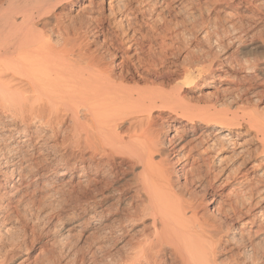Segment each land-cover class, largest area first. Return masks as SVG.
I'll return each mask as SVG.
<instances>
[{"label":"bare ground","instance_id":"obj_1","mask_svg":"<svg viewBox=\"0 0 264 264\" xmlns=\"http://www.w3.org/2000/svg\"><path fill=\"white\" fill-rule=\"evenodd\" d=\"M175 1L182 18L174 22L157 14L171 6L165 0H0V197H12L0 208V264H25L26 243L37 240L22 223L36 190L50 201L68 193L73 213L82 214L72 228L111 240L96 245L107 250L101 262L90 251L91 262L82 254L67 260L72 264H241L243 256L261 262L257 245L248 244L253 254L241 237L264 233V206L240 218L256 189H264V170L254 183L237 177L254 157L264 160V110L254 104L264 90L251 104L247 97L259 90L249 93L245 86L264 83V37L253 26L229 22L230 12L223 22L204 19L197 5L195 20L185 0ZM254 7L262 11L264 0ZM224 45L240 52L220 64L242 83L232 98L183 95L188 86L215 88ZM243 130L254 132L257 148L234 149L245 159L217 186L224 200L211 214L203 196L188 189L195 170L183 159L198 153L204 161L213 152L216 178L228 165L222 153ZM231 180L237 184L222 187ZM234 221H241L240 239ZM52 248H40L30 264H68L61 263L67 254ZM116 253L126 258L117 260Z\"/></svg>","mask_w":264,"mask_h":264},{"label":"rangeland","instance_id":"obj_2","mask_svg":"<svg viewBox=\"0 0 264 264\" xmlns=\"http://www.w3.org/2000/svg\"><path fill=\"white\" fill-rule=\"evenodd\" d=\"M174 1L175 0H170V1L169 0L168 1L165 0L164 4L167 2V4H170L171 5V6L168 5L170 8L167 6V9H169V11L166 9V6H163L162 5L160 7V9L159 8L157 9V12H158L157 14L159 16L161 15L162 17H165V19H167V20H170V19L173 18L172 21H174V22L181 20V18H182L181 15L180 14H178V15L176 14V13H178V11L181 10V5H179V2H176V1L174 2ZM214 1H217V0H214ZM230 1H232V2H230ZM244 1H245V3L239 4V5H237L238 0H224V1L223 0H221V1L218 0V2H215V3L214 2H210L209 0H206V1L205 0H198V2L196 0H185V2L184 1L183 2L185 4H187L189 6V8L192 7L190 9L191 11L189 10V15H190V17L192 19L194 17L196 19L197 18L198 19L200 18L199 17L200 14H201L200 13V10H198V8H196V6L199 5L200 7H202V9L204 8L203 11H202L203 12L202 13L203 16H206V17H204V19L205 18L208 19L209 17H211V18H209L211 20H213V19H215V20L219 19L220 20V18H221L220 22H223L225 19L229 20V19L232 18L231 20H229V22H231V21L232 22H237V21L239 22L240 21V24L243 23L244 24L243 25L244 27L246 25L253 26L256 30H259L260 33L263 34V37H264V7H263V9H261L262 11L258 12L257 10H255L256 8L254 7V5L256 6V4H258L259 0H244ZM249 1H250L251 4H249ZM206 3H208V4H206ZM204 5H206V6H204ZM162 7H164V9H166V11ZM176 10H177V12H176ZM79 11H80V8L76 9V12L70 13V16L71 17H75V15H77L76 13L79 12ZM162 11H164V12H162ZM229 12L232 13L231 15H234V16L233 17L232 16L229 17V14H230ZM173 14H174V16H173ZM208 14H209V16H208ZM236 14L238 16H236ZM218 15H219V18H218ZM215 16H216V18H215ZM226 16L229 17V19ZM189 44H190L189 45L190 49H192V48L194 49V45H191V43H189ZM225 46L227 47V45H224L223 47H225ZM226 47L222 51H218V53L220 52L219 53L220 55L216 51H214L215 54L217 53L216 58H218L217 62L219 63V64L218 63H216V64L220 65L223 62L224 56H233L234 57V55L237 56L240 53V52H238L239 51V49H238L239 47L238 48L237 47H234L233 48V46L232 47L231 46H228V48H226ZM236 48H237V50H236ZM213 50H215V48H213ZM194 51H196V50L194 49ZM235 52H236V54H235ZM249 58L250 57H246L244 59L249 60ZM218 69H219V71L216 72V73H214V74L219 75L220 80L218 82L212 84L215 88H206V89H203L202 91H197V90H195V88L193 86H188L185 89V91H184L185 93L183 95H185L187 98H189L191 100H197L198 97L204 96L205 94H206V96H212L214 94H218L221 99L222 98L223 99H226L227 97H231L232 98V96H230V95L233 94V92H234L233 89H236V88H238V87H240L242 85V83H239L238 80H237L238 73H236V72L232 73V72L228 71L229 69L226 68V67H223V65H220V67ZM196 74L197 73H193V76H196ZM245 86L248 89V92L249 93H251L253 91L254 92L253 94H255L257 92V90H259L258 91V94L256 93L255 96L252 95V97L254 96L253 99H252L251 95H249L247 97L248 98V101H250L251 104H253L254 102L252 103V101H254L255 99H257V97H258V100H259V96H256V95H259V93L261 92V90H264V83H262V81H260L259 83L255 84L253 86H250V88H249V86L247 84ZM251 87H253L254 90ZM263 94L264 93H261V95H260V100L261 101H259V103L258 102L257 103L256 102L254 103L257 107H259V109L261 107L263 108V109L261 108L260 110H264V107H263L264 106V97H263ZM177 126L178 125H174V127L169 128L168 129V133L170 135H172L174 128H176ZM252 135L254 136V132L253 131H251L249 133V132H246V130H243L242 131V134L239 137H233L232 138V141L233 142L235 141L234 142V147L235 148L232 146V148H229L227 151H225V153H222V157L225 160L228 159V165H227V167H224L223 168V171L220 172L216 176V178H214L213 175L215 174V172H217L220 169H218V167L215 164L216 157H215V154L213 152L212 153L211 152L208 153L207 155H208L209 158L207 160H204V161H203V159L201 160L200 158H198V156H197L198 153L197 154L196 153H193L192 155H190L191 156L190 158L188 157L189 159L188 158H184L183 159V160H185L184 161L185 163L187 162L186 164L192 165L193 169L195 170V172H193V173L196 174V176H197L196 177L193 174V176L189 178L190 181L193 180V183L194 184L193 183H191V185L189 184L188 185V189H191V191L193 193H196L199 196H201V195L203 196V199H204L203 202L204 203H202V206L205 207V208H207L206 210H208L209 213H211V214L215 213L216 206L219 203L223 204L222 201L224 200V198L219 197V195L217 194L218 193L217 192V189L220 188V187L217 188V186H219V184H221V182H223V183L225 182L224 177L226 176L225 174L228 173L227 170L228 169H231L233 166L235 167V165H238V164L242 163L243 162V159H245V158H243L244 155H240V157L237 156V153L239 152V150L241 149V151H245V152H247L249 149H250L249 150L250 152H252L253 150L254 151L256 150V148H257V142L255 143V141H253V143H252V140H253V136ZM203 136H204V134L200 136V139L201 138H204ZM250 136L252 137V139H251ZM246 139H249V140H247V141H249L248 143L246 142ZM245 143H246V145H245ZM237 145H238V147H237ZM239 145H242V146H239ZM247 148H248L247 151L246 150H243V149H247ZM253 148H255V149H253ZM234 149H236L238 152L236 150H234ZM233 150H234L235 153L233 152ZM232 153H234V155ZM230 157H231V159L233 157H236V158L232 159L233 161L231 162ZM237 157H238V159H237ZM172 158H173V156L169 157L170 160L174 161V159H172ZM254 158L252 160H250L249 162H247L246 164H244L242 167L241 166L239 167L242 173L240 175H238L237 178L240 177L239 178L240 181H242V180H244V179L247 178L246 181H248L249 183H251V182L254 183L255 181L258 180L259 170H262V171L264 170V160L261 161V158H259V157H256L255 159ZM194 159H196V160H194ZM229 160H230L231 163L229 162ZM236 162H237V164H236ZM206 163H209V166L211 167V169H210V171H208V173H207V170H206ZM231 165H232V167H231ZM253 165L254 166H256V165L259 166L258 170H256L255 172L252 170V166ZM178 168H179V166H178ZM193 177H194V179H193ZM69 178H70V173L68 171L64 175V177L62 178V180H63L62 182L64 183V182L69 181ZM195 178L198 179V182L195 181L196 180ZM76 180L77 179H74L73 181L76 182ZM178 180H179V182L181 184L184 183L183 177H179ZM234 182H235L234 180L228 181V183L225 184V185H223L222 187L226 188V187L230 186L231 184L232 185L233 184L234 185L237 184V182H235V183ZM244 184H245V181L243 183H241L240 185H244ZM241 189H243V188H241ZM243 190H245V189H243ZM256 190H255L256 192H254L253 197L249 201V203L251 204V206H246L247 209H249V212L247 214H245V215H242L241 218H240V220H244V219L249 218L255 211L257 212V210H259V208H262L264 206V199L263 200H260V201L258 199L264 193V189H256ZM34 194H35V196L33 197L34 199H32L31 201H35V202H33V203L30 202L28 204V206L26 207V209L24 211L26 213H24V220L22 221V223L25 222V223H23V225L26 224V225L23 226L26 229V233L28 234L31 230H33L34 235L37 238V240L34 242L33 240H31V238L28 237V235L26 236V238H29L28 242L26 243L27 246H28V247H26V249L28 251L26 249H24L26 251L25 253H27V255L24 257L25 259L24 258L22 259V260H24L23 263H25V264L32 263V261H33L32 259L33 258L35 259V257L38 256V254H40V252H41L40 251V248L49 251V249L52 248V247H54L55 249L57 248L56 249L57 251L55 253H57L58 250H60L59 252H62L61 251V249H62L63 252L65 253L62 256H64V255L67 254L66 256H64L65 258L63 259V261L61 260V263H66L69 260L72 262L75 259V257H77L79 255H82V254H83V257H85V260L86 261L91 262L93 260V258L89 254L90 251L96 253V254H94L95 257H96V260L99 261V259H100L99 262H101V260L103 258L102 256L107 252V250L104 249V251H105L104 252L103 249H102V251L99 250V249H95V248H97L96 245L98 243H100V241H103L104 243H106V242L108 243V241H111V240L110 239H104V240H100L99 241L98 240V238H99L98 233H96L95 231L91 233L92 235H90V233L89 232H86L83 227L79 228L78 226H76V227H73L72 228V226L74 224L76 225V223H74V222L77 221V219L79 218V216H81L82 214L79 213L80 211H77V212L74 211L76 214L73 213V207L74 206H71V205H74V204L70 200V197H69L68 193L65 192V193L61 194L60 197L54 198L51 201L48 200V199L47 200L46 199H43L44 197H43V194H42V191L41 190L40 191L39 190H36V192ZM1 197H0V208H2V206L4 207L6 204H8L9 200L12 198V197H10V194L9 193L3 194V196H1ZM257 201H259V202H257ZM40 202H41V205L43 203L44 204L41 206V205L38 204ZM255 202H257V204ZM34 203H36V204L34 205ZM28 207H29V209H28ZM29 212H31V213H29ZM240 222L239 221L238 222H235L234 221V222H231L230 223L238 231L236 233V235H235V238L236 239H240V237H241V235H240L241 234V230L239 229L240 228L239 227L240 226V224H239ZM18 223H16L15 226H17V228L20 229V225H19L20 223L19 224ZM227 223H228V221H227ZM15 226L12 225V228H15ZM68 228H69V230L67 231L66 229H68ZM54 232H56V233H54ZM249 237H247L245 235L243 237H241L243 244H246L247 245L248 251L249 252H252V253L254 252L253 248H251L249 246V245H251L253 243L252 244L253 246H256L257 245V248H258L257 250L258 251L256 250V252L257 253L260 252V254L258 253V255L260 256L262 253L264 254V233H262L261 235L259 234L258 236L256 235L255 237L251 236V237H253L252 240H251V237L250 238ZM89 238H90L91 241H89V240L87 241V239H89ZM38 239H40V240H38ZM30 241L33 242V243H35V244L31 243ZM53 241H54V243H53ZM57 241H58V243H57ZM92 241H93V244H92ZM29 242H30V244H29ZM38 242L41 244L40 246H38V244H39ZM50 242H52V243H50ZM59 242H60V244H59ZM255 243H257V244H255ZM32 244L34 245V247L31 246L32 247L31 248L30 245H32ZM84 245H85V247H84ZM93 245H95V246H93ZM70 246H72V247H70ZM105 246L106 245H104V248H105ZM68 247H70L71 249L67 253L66 252L67 251L66 249H68ZM98 248H99V246H98ZM228 248H230V246H228ZM250 248H251V250H250ZM55 249H54V251H55ZM76 249H77L78 252L79 251L80 252L77 253L74 256V253L75 252H73V251H76ZM112 252L115 253L114 251H112ZM84 253H85V255H84ZM71 254H72V256H74L73 259L70 257ZM119 254H120V256H118ZM225 254H226V252H225ZM114 255L115 256L116 255L118 256V258L115 257L117 260L119 258L120 259H122V258L125 259L126 258L123 253L122 254L121 253H116ZM121 255H123L124 257L121 256ZM241 256L242 255L240 254V257ZM263 256L262 255L260 256V258L262 257L261 258L262 260L258 264H264V257ZM88 258H90V259H88ZM241 258H240V261L242 260V262H243L241 264H248V263L250 264L251 263L249 260H246L245 256H243ZM71 262H68V264H70Z\"/></svg>","mask_w":264,"mask_h":264}]
</instances>
